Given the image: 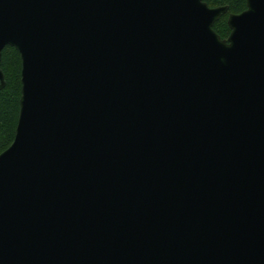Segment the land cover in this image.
I'll use <instances>...</instances> for the list:
<instances>
[{"label": "water", "instance_id": "water-1", "mask_svg": "<svg viewBox=\"0 0 264 264\" xmlns=\"http://www.w3.org/2000/svg\"><path fill=\"white\" fill-rule=\"evenodd\" d=\"M0 0L21 56L0 264H264V0Z\"/></svg>", "mask_w": 264, "mask_h": 264}, {"label": "trees", "instance_id": "trees-1", "mask_svg": "<svg viewBox=\"0 0 264 264\" xmlns=\"http://www.w3.org/2000/svg\"><path fill=\"white\" fill-rule=\"evenodd\" d=\"M211 8L228 6V13L215 25V32L222 39L231 33L228 27L230 14H240L247 9L246 0H204ZM1 68L5 75L6 87L0 91V154L13 143L20 111L21 99V56L16 49L6 47L2 52Z\"/></svg>", "mask_w": 264, "mask_h": 264}]
</instances>
